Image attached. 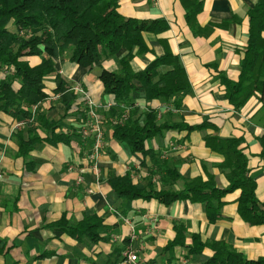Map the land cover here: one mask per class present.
I'll return each mask as SVG.
<instances>
[{
  "label": "crops",
  "instance_id": "crops-1",
  "mask_svg": "<svg viewBox=\"0 0 264 264\" xmlns=\"http://www.w3.org/2000/svg\"><path fill=\"white\" fill-rule=\"evenodd\" d=\"M200 1V30L188 24L180 0L120 1L119 10L127 17L165 18L170 25L159 34L144 33L151 51L135 55L133 68L143 69L164 54L166 48L161 40L165 39L179 56L191 85L178 111H166L164 98L143 97L137 103L141 112L149 107L157 110L159 123L197 125L210 121L221 137L241 138L257 182V197L264 202V124L258 120L261 96L255 93L236 110L226 99L222 81V75L239 78L250 29L248 11L258 0ZM125 53L121 51L91 68L71 62L69 53H65L57 60L56 71L70 88L81 84L96 102L104 104L113 96L103 92L101 71L119 70L120 57ZM40 62V56L29 57L32 66ZM3 75L0 73V79ZM57 84L55 74L46 77L47 97L38 105L37 117L45 112L49 120L57 121L55 132L64 133L65 140L42 141L23 155L20 139L28 137V126L19 125L21 121L0 110V264H131L123 259L128 247L137 253L140 264H202L213 254L212 249L205 248L190 259L186 257L187 247L180 246L171 261V254L162 250L175 238L176 225L186 228V244L191 243L192 234H199L203 241H226L248 259L264 256V225H250L242 219L238 211L240 190L224 197L221 218L212 222L204 203L179 200L167 205L157 199L128 200L120 197L109 182L112 175L129 173L141 188L148 189L152 180L158 190L179 189L180 182H159L161 163L178 168L187 178L201 176L206 180L213 175L219 187H226L229 181L219 166L224 156L206 147L204 141L211 130L163 129L146 142V148L156 154L151 159L115 139L110 125L105 124L97 170L88 158L94 147L93 137L83 138L80 134L79 112L63 118L65 106L61 93L55 92ZM102 110L106 109L99 107L98 113ZM37 132L42 139L48 135L40 127ZM87 216L102 222L98 240H78L69 233L71 226Z\"/></svg>",
  "mask_w": 264,
  "mask_h": 264
},
{
  "label": "trees",
  "instance_id": "trees-1",
  "mask_svg": "<svg viewBox=\"0 0 264 264\" xmlns=\"http://www.w3.org/2000/svg\"><path fill=\"white\" fill-rule=\"evenodd\" d=\"M121 0H0V110L11 114L28 126V137L20 139L21 154H27L34 145L47 141L55 143L65 140L64 133H56L59 123L49 120L45 112L32 119V107L39 105L46 97L45 79L55 74L56 93H61L65 106V118L77 114L81 102L75 92L56 71V62L65 53L69 60L85 68L102 65L121 51L120 69L104 68L100 74L103 92L112 95L114 105L99 112L104 123L110 125L113 137L126 142L133 152H141L151 159L156 157L153 149L146 148V142L168 127H184L193 130H211L204 136L206 147L224 156L219 164L226 174L229 184L219 187L215 176L208 179L201 176L187 178L178 168H170L160 163L159 182H180L179 189H156L152 180L149 187L141 188L134 183L129 173L112 175L109 182L113 190L124 199H157L170 205L179 200L204 203L210 221L221 218L224 197L240 190L238 211L250 225H264V202L256 194L257 182L251 173L249 159L241 147V138H223L217 126L204 121L189 125L158 122V112L149 107L141 112L135 106L143 97L146 100L164 98L165 104L180 109L183 95L190 89L187 71L178 55L174 54L162 39L166 51L156 56L147 66L135 70L132 60L135 55H143L149 48L144 33L159 34L169 28L165 18L139 20L125 16L120 10ZM186 11V20L194 29H199L197 16L203 9L200 0H180ZM250 29L248 42L240 61L241 69L237 80L222 75L228 102L237 110L255 93H259L262 107L258 112L259 122L264 124V0H258L248 11ZM200 30V29H199ZM27 56H40L41 62L32 66ZM166 68H169L166 70ZM18 82V86H15ZM121 104L131 106L128 117L123 122L113 123L122 117ZM80 113V112H79ZM81 121V118H80ZM43 128L48 135L42 139L37 128ZM264 144V137L262 138ZM102 222L98 217L87 216L77 225L69 228V233L82 240L100 238L98 229ZM177 234L163 247L162 253H170L175 259L177 247H187L186 257L201 254L205 248L213 254L202 264H264V256L248 259L224 240H205L199 234H192L190 244H186L187 230L176 225Z\"/></svg>",
  "mask_w": 264,
  "mask_h": 264
},
{
  "label": "built area",
  "instance_id": "built-area-1",
  "mask_svg": "<svg viewBox=\"0 0 264 264\" xmlns=\"http://www.w3.org/2000/svg\"><path fill=\"white\" fill-rule=\"evenodd\" d=\"M71 89L75 92V94L80 95L81 97L82 102L79 107L81 126L79 128V132L83 138L90 136L93 137L94 147L88 158H90V160L94 163L95 168L98 170L97 161L102 154L106 124L103 122L102 117H100L98 108L101 107L106 110L109 109L114 105V99L104 104H100L95 101L91 94L81 84L73 86ZM135 106L140 107L139 103H137ZM120 107L123 109L122 117L118 121L117 119L114 120V124L117 122H123L128 117L129 111L132 109L131 106L124 104H121ZM165 107L175 111V108L168 106V104H166ZM38 108V105H34L32 107V119H34V117L37 115ZM24 124L25 122H21L19 125ZM79 180L81 181L82 178L80 177ZM123 259L125 262H129L131 264H140L138 262V255L132 249V247H128L123 251ZM186 263L187 262H184V264Z\"/></svg>",
  "mask_w": 264,
  "mask_h": 264
},
{
  "label": "rangeland",
  "instance_id": "rangeland-1",
  "mask_svg": "<svg viewBox=\"0 0 264 264\" xmlns=\"http://www.w3.org/2000/svg\"><path fill=\"white\" fill-rule=\"evenodd\" d=\"M29 57H32V56H27L26 57V60H28L29 61ZM166 104L163 106V108L167 111V110H171V109H167L166 107ZM168 106H170V105H168ZM171 107H173V106H171ZM177 109L175 108V111H176ZM172 111V110H171ZM178 111V110H177ZM160 112V111H159ZM160 114V113H159ZM126 263H129V262H126ZM186 264H189L188 262L186 263Z\"/></svg>",
  "mask_w": 264,
  "mask_h": 264
}]
</instances>
